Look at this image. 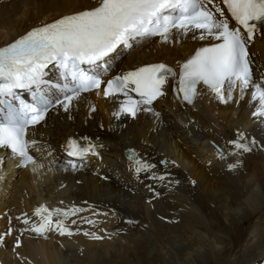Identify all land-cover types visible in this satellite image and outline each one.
Instances as JSON below:
<instances>
[{
	"label": "bare ground",
	"instance_id": "bare-ground-1",
	"mask_svg": "<svg viewBox=\"0 0 264 264\" xmlns=\"http://www.w3.org/2000/svg\"><path fill=\"white\" fill-rule=\"evenodd\" d=\"M100 2L3 0L0 47L32 28ZM262 31L251 43L260 56L257 63L264 68ZM200 45L194 35L174 36L167 43L159 38L122 55L117 65L133 69L159 61L174 64ZM258 74L255 79L264 84V73ZM233 91L235 100L225 106L215 93L200 91L192 108L182 110L168 97L156 104L158 117L150 113L122 121L110 116L118 99L92 93L73 101L67 113L52 115L30 136L38 142L34 151L39 161L21 171L7 160L0 172L2 192L16 189L6 206L17 214L13 218L18 226L20 221L29 223H25V244L11 250L10 264H264V123L252 118L258 104L251 100L250 90L243 94L244 100L239 89ZM238 131L257 140L253 151L242 156L232 155L228 143ZM69 138L97 146V157L88 154L89 160L82 162L84 173L65 167L62 145ZM209 140L228 155L221 158ZM48 146L52 155H47ZM128 149L155 165L151 172L165 174L166 179H148L147 173L138 177L134 164L123 156ZM238 159L242 161L239 168L229 171L227 164ZM3 202L0 198V210ZM40 205L74 210L68 216L53 215L72 234L54 231L48 242L36 238L30 229L40 222L34 215ZM107 211V221L101 223ZM76 216L86 225L107 229L110 235L105 241L92 240L73 222ZM3 222L0 231L7 227Z\"/></svg>",
	"mask_w": 264,
	"mask_h": 264
},
{
	"label": "snow or ice",
	"instance_id": "snow-or-ice-1",
	"mask_svg": "<svg viewBox=\"0 0 264 264\" xmlns=\"http://www.w3.org/2000/svg\"><path fill=\"white\" fill-rule=\"evenodd\" d=\"M220 4L226 6L231 19L240 27H230ZM260 28H264V0H101L97 7L33 28L0 47V148L9 150V158L19 157L17 166L20 168L35 164L30 151L38 142L27 139L28 128L45 121L47 113L57 106L67 113L82 93L99 90L102 85L105 97L117 94L126 97L119 111L114 113L117 118L121 114L135 118L141 111L158 117L151 105L165 94L166 78L176 75L171 68L157 63L107 81L103 77L111 70V61L119 48L132 49L153 37L167 43L174 36L178 38L192 30L200 31V39L211 37L220 42L200 48L182 65L178 91L183 94V101L194 104L197 86L201 83L223 102L232 99L237 87L241 98L250 90L251 100L259 105L252 116L264 123V84L253 79L255 62L249 53V44ZM49 64L61 70L63 83L52 84L44 79V69ZM18 89L28 92L31 102H26ZM130 92H135L140 99H134ZM228 143L232 155L242 156L253 151L257 140L238 131L235 139ZM62 148L72 158L65 161V167L72 170H77L80 166L77 161L82 163L89 153L98 155L96 145H83L74 138H69ZM48 149L47 155H52L50 146ZM220 155L225 158L228 153L221 151ZM128 156L134 162L138 177L147 173L148 179H166L165 174L152 173L155 165L143 161L134 150H130ZM241 163L238 159L227 164V168L234 172ZM148 187L155 193L152 185ZM70 211L74 214V210H49L41 205L34 212L40 222L30 230L37 235L49 231L71 235L62 220H53L54 213L68 216ZM94 238L100 239L99 236ZM19 246L17 241L15 247Z\"/></svg>",
	"mask_w": 264,
	"mask_h": 264
},
{
	"label": "rangeland",
	"instance_id": "rangeland-1",
	"mask_svg": "<svg viewBox=\"0 0 264 264\" xmlns=\"http://www.w3.org/2000/svg\"><path fill=\"white\" fill-rule=\"evenodd\" d=\"M15 191H16V189H14L13 192H11L10 195H8L9 200H8V202L6 201L8 204L12 201V198L14 197V193H15ZM4 201H5V200H4ZM6 202H5V204L2 205V207H1L2 210H0V213L4 212V211L6 210L5 208H8V207L6 206V204H7ZM3 223H4V222H3ZM3 223H2V224H3ZM6 223H7V221H6ZM7 229H8V226L6 227L5 230H7ZM5 230H4V231H5ZM1 232H3V231H0V233H1ZM13 242H14V239H12V240H10V241H9V240L7 241V244H8L7 247H9V249H7V250H3V248L0 247V261H1L0 264H10V263L12 262V259H9L10 256H11V250H12V249H13V250L16 249V248H15V244H14V247H13V245H12ZM24 244H25V241H24ZM23 246H24V245H23ZM23 246H22V247H23ZM22 247H20V248H22ZM6 252H7V253H6ZM7 254H8V255H7ZM4 255H5V256H4ZM7 256H8V258H7ZM6 258H7V260H5ZM2 261H3V262H4V261H5V262L7 261V262H6V263H5V262L3 263ZM8 261H10V262H8Z\"/></svg>",
	"mask_w": 264,
	"mask_h": 264
}]
</instances>
